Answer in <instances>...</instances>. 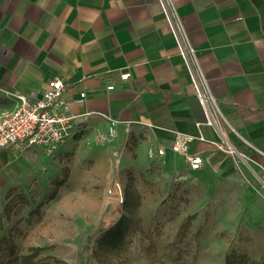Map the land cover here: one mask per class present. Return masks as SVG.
Instances as JSON below:
<instances>
[{
    "label": "crops",
    "instance_id": "crops-1",
    "mask_svg": "<svg viewBox=\"0 0 264 264\" xmlns=\"http://www.w3.org/2000/svg\"><path fill=\"white\" fill-rule=\"evenodd\" d=\"M165 3L214 99L211 122L160 0H0V110L14 105L15 92L40 96L58 75L74 117L58 149L73 135L95 146L115 119L104 142L126 161H137L136 154L181 175L227 174L237 161L228 146L264 178V0ZM124 72L129 76L121 79ZM178 133L192 136L187 150L202 157L199 168L168 147L148 155V147L167 146ZM33 147L44 149L0 148L1 185Z\"/></svg>",
    "mask_w": 264,
    "mask_h": 264
},
{
    "label": "rangeland",
    "instance_id": "rangeland-1",
    "mask_svg": "<svg viewBox=\"0 0 264 264\" xmlns=\"http://www.w3.org/2000/svg\"><path fill=\"white\" fill-rule=\"evenodd\" d=\"M104 141L73 135L54 154L19 156L0 184V264H264L257 165L227 146L229 173L187 176L136 154L126 161ZM115 182L121 202L106 192ZM120 218L122 237L109 244Z\"/></svg>",
    "mask_w": 264,
    "mask_h": 264
},
{
    "label": "built area",
    "instance_id": "built-area-1",
    "mask_svg": "<svg viewBox=\"0 0 264 264\" xmlns=\"http://www.w3.org/2000/svg\"><path fill=\"white\" fill-rule=\"evenodd\" d=\"M160 2L189 69L197 97L206 111L208 122H211L214 118L209 102H213L214 99L202 88L199 75L186 55L176 25L166 8L165 0H160ZM128 76L129 72L120 74L121 79H126ZM107 88H113V84H108ZM65 89L66 82L63 78L53 75L48 79L40 96L35 99H30L26 94L15 92L13 94L14 105L0 110V148L12 145L30 146L39 144L44 147L47 154H53L65 140L74 123V117L68 112V104L64 97ZM81 95L83 96V92ZM115 123L116 120L112 119L107 132L99 134L101 140H107L113 136ZM191 139V135L178 133L167 146L148 147L147 153L149 156L164 154L166 147H168L175 152L183 154L189 168L197 169L202 163V157L197 153H188V141ZM106 192L115 195L116 201L121 202L123 200V195L117 182H115L114 186L108 188Z\"/></svg>",
    "mask_w": 264,
    "mask_h": 264
},
{
    "label": "trees",
    "instance_id": "trees-1",
    "mask_svg": "<svg viewBox=\"0 0 264 264\" xmlns=\"http://www.w3.org/2000/svg\"><path fill=\"white\" fill-rule=\"evenodd\" d=\"M124 201L125 202L127 201L126 195ZM123 225H124V218H120L113 226H111V228L107 230L105 234V238L109 244H115L121 239L124 228Z\"/></svg>",
    "mask_w": 264,
    "mask_h": 264
},
{
    "label": "bare ground",
    "instance_id": "bare-ground-1",
    "mask_svg": "<svg viewBox=\"0 0 264 264\" xmlns=\"http://www.w3.org/2000/svg\"><path fill=\"white\" fill-rule=\"evenodd\" d=\"M113 195L109 196V197H112Z\"/></svg>",
    "mask_w": 264,
    "mask_h": 264
}]
</instances>
